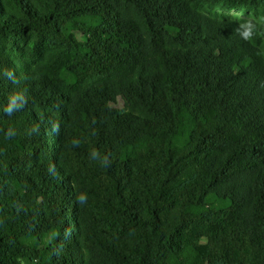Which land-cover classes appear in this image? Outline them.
Wrapping results in <instances>:
<instances>
[{
    "label": "trees",
    "instance_id": "16d2710c",
    "mask_svg": "<svg viewBox=\"0 0 264 264\" xmlns=\"http://www.w3.org/2000/svg\"><path fill=\"white\" fill-rule=\"evenodd\" d=\"M260 17L0 0V264H264V36L235 33Z\"/></svg>",
    "mask_w": 264,
    "mask_h": 264
},
{
    "label": "clouds",
    "instance_id": "9594fccd",
    "mask_svg": "<svg viewBox=\"0 0 264 264\" xmlns=\"http://www.w3.org/2000/svg\"><path fill=\"white\" fill-rule=\"evenodd\" d=\"M235 33L240 36L241 39L245 41H252L256 36H264V17H260L257 23H253L252 20H248L244 23L239 24V27L235 30ZM4 75L8 78L11 79L13 82H16L15 76L11 71H6ZM27 104V99L24 96V94L21 93H16L12 94L8 98V104L7 106L3 109V111L11 116L14 112L19 111L22 109L25 105ZM54 130L58 131V125H53ZM38 126L31 129L29 134L31 135L34 132H38ZM16 132L14 129L9 128L6 137L11 138L12 136H15ZM74 144H78V141H74ZM90 156L93 159H100V153L96 150L93 149L90 153ZM108 157L105 155L103 159L101 160V164L107 166L109 164ZM77 200L79 203L83 204L86 203V196L81 194L77 196Z\"/></svg>",
    "mask_w": 264,
    "mask_h": 264
},
{
    "label": "rangeland",
    "instance_id": "374dc122",
    "mask_svg": "<svg viewBox=\"0 0 264 264\" xmlns=\"http://www.w3.org/2000/svg\"><path fill=\"white\" fill-rule=\"evenodd\" d=\"M236 13H238L239 15H245L246 17H252L251 15H252V12H250V11H243V10H241V11H235ZM249 15V16H248ZM119 106L120 107H122L123 106V103L121 102L120 104H119Z\"/></svg>",
    "mask_w": 264,
    "mask_h": 264
}]
</instances>
